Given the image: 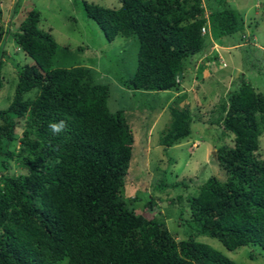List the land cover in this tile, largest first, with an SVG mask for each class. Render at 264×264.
<instances>
[{
	"label": "trees",
	"instance_id": "trees-1",
	"mask_svg": "<svg viewBox=\"0 0 264 264\" xmlns=\"http://www.w3.org/2000/svg\"><path fill=\"white\" fill-rule=\"evenodd\" d=\"M118 1L116 8L86 1L82 7L107 41L135 37L134 71L119 79L131 91L173 93L185 60L203 48L201 27L215 39L243 28L241 15L224 0L207 14L201 0ZM38 23L33 8L10 34L32 63L16 67L11 99L0 109V264H237L191 235L176 239L162 218L127 206L132 199L123 195L124 178L134 138L126 113L109 111L108 87L94 81L92 68L52 67L57 44ZM7 32L0 20V44ZM240 88L220 105L223 127L257 131L261 119L264 128V97L237 106ZM169 111V125L158 137L163 150L191 132L186 108ZM59 121L66 127L53 134L49 125ZM255 149L243 136L216 148L224 179L208 176L187 200L194 235L215 238L227 250H264V159ZM9 160L24 172L4 173ZM152 205L150 197L143 202L149 210Z\"/></svg>",
	"mask_w": 264,
	"mask_h": 264
},
{
	"label": "rangeland",
	"instance_id": "rangeland-1",
	"mask_svg": "<svg viewBox=\"0 0 264 264\" xmlns=\"http://www.w3.org/2000/svg\"><path fill=\"white\" fill-rule=\"evenodd\" d=\"M82 1L109 8L119 6L118 0H0V20L8 31L0 44L4 52L0 109L11 99L16 67L32 63L17 48L10 34L34 8L39 12L38 27L49 30L57 44L52 67L84 65L92 68L96 73L94 81L108 87L106 103L109 111L123 109L126 113L134 138L124 178L123 195L132 199L127 206L135 213L162 218L176 239L191 235L237 264H264V250L257 246L227 250L215 238L194 235L189 226L187 208L188 198L197 193L208 176L224 179L223 171L214 161L218 146H233L243 136L255 143L256 155L264 159L261 119L257 131L247 130L248 133L239 125L225 130L224 112L220 106L221 103L227 105V94L238 85L242 98L237 106L242 107L257 96L264 97V0H224L241 15L242 30L219 39L212 37L210 31L204 32L203 48L185 60L183 75L178 77V89L173 93L170 90L131 91L120 84L119 79L134 71L136 39L117 35L107 41L95 22L84 14ZM218 2L221 0H201L205 14ZM34 93L32 90L24 97H31ZM172 105L189 111L191 132L163 150L158 137L169 125V107ZM242 115V112L237 113L238 117ZM23 127L21 120L15 129L16 137L20 136ZM16 144V140L12 141L9 149ZM8 163L4 173L24 172L12 160ZM159 182L166 186L157 190L153 185ZM149 197L153 201L151 210L143 206Z\"/></svg>",
	"mask_w": 264,
	"mask_h": 264
},
{
	"label": "clouds",
	"instance_id": "clouds-1",
	"mask_svg": "<svg viewBox=\"0 0 264 264\" xmlns=\"http://www.w3.org/2000/svg\"><path fill=\"white\" fill-rule=\"evenodd\" d=\"M207 30L205 32H208V27L206 26ZM66 127L65 125V122L64 121H59V122H56V123H51L49 125V128L51 130V132L53 134H58L60 133L64 128Z\"/></svg>",
	"mask_w": 264,
	"mask_h": 264
},
{
	"label": "built area",
	"instance_id": "built-area-1",
	"mask_svg": "<svg viewBox=\"0 0 264 264\" xmlns=\"http://www.w3.org/2000/svg\"><path fill=\"white\" fill-rule=\"evenodd\" d=\"M207 30V28L206 27H201V29H200V31L203 33V32H205Z\"/></svg>",
	"mask_w": 264,
	"mask_h": 264
}]
</instances>
